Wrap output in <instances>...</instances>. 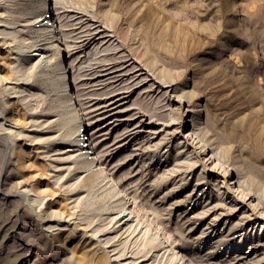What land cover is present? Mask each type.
<instances>
[{
    "label": "rangeland",
    "instance_id": "obj_1",
    "mask_svg": "<svg viewBox=\"0 0 264 264\" xmlns=\"http://www.w3.org/2000/svg\"><path fill=\"white\" fill-rule=\"evenodd\" d=\"M26 5L0 0V264H106L112 254L111 264H174L179 252L192 264H264V0H58L76 100L138 213L125 228L113 226L111 201L101 207L106 180L90 189L60 160L71 139L46 74L30 57L10 67L37 39L12 19ZM223 176L231 187L241 176L245 198L217 192ZM157 235L166 239L155 249ZM97 241L108 246L92 254Z\"/></svg>",
    "mask_w": 264,
    "mask_h": 264
},
{
    "label": "bare ground",
    "instance_id": "obj_2",
    "mask_svg": "<svg viewBox=\"0 0 264 264\" xmlns=\"http://www.w3.org/2000/svg\"><path fill=\"white\" fill-rule=\"evenodd\" d=\"M58 0H27V5H26V9L28 10L27 15L22 13L19 9L16 11V15L21 16V15H25V18L23 20H18L17 17H13L12 19L14 20V22H26L29 24L30 27L33 28L35 34H36V40H33L32 43L30 45L27 46V50L24 51L22 58L17 57V55H14L10 58L11 63L13 65H11L10 67L15 70L18 69V67L23 64V62L25 61L26 58L30 57L32 58L35 62L33 63V65L31 67L39 69L40 73H45L46 74V81H50V88H52L55 92V100H53L54 105L51 108V111L54 112H58V116L59 119L62 120L61 125H66V131L64 133V135L62 136V139H71V145L68 146L67 150H64L62 153H65V156L63 158H61L60 160L69 163V165L67 166L68 169L73 168L74 170H76L78 173H80V177L82 179V181L90 187V189H93L95 187H98V184L104 180H106V183H104V185H101V187H104L102 191H100L99 193V200L101 207H104V205L111 201V212L110 214H112V217L110 220H112V222L114 223V225L117 224V226L115 227H119L121 226V228H125V225H129L128 227H130L132 225V223L137 219H138V213L135 210V206L133 205V202H130V199L127 196V193L125 190L121 189L120 186L118 185V183L114 180L113 177H111L107 172H106V166L102 163H96L95 160H93V165L95 167H91L90 163L85 159V157L82 154V147L84 145H87V139L88 137H92L93 132L91 129L88 128L89 124L87 123V119L85 118L84 113L82 112L81 107H79V103L76 100V95L74 92V86H73V80H72V76H70V68L68 66V63H65L64 60V52H66V50H64V48L62 47L64 45V42L62 41L60 32L58 30V22H57V17L55 15L54 10L56 9V5H57ZM53 5V6H52ZM1 14H0V18H1ZM4 18V15L3 17ZM11 23L9 21H4V23ZM14 25V24H13ZM101 31V30H100ZM99 32V31H98ZM1 34H5L4 31L0 32ZM104 33V32H103ZM102 33V34H103ZM95 34V32H94ZM101 34V35H102ZM104 35V34H103ZM102 35V36H103ZM108 36V35H107ZM99 37V36H98ZM89 39V38H88ZM24 41V40H23ZM91 42V41H90ZM106 43V42H105ZM84 44V43H83ZM82 44V45H83ZM93 44V43H92ZM79 46H81L79 44ZM78 47V46H77ZM90 47V46H89ZM88 47V48H89ZM84 48V47H83ZM10 50V49H9ZM82 50V49H81ZM12 51V50H11ZM79 51V50H78ZM28 52V53H27ZM83 52V51H82ZM12 54V53H11ZM14 54V53H13ZM16 54V53H15ZM95 54V53H94ZM129 56V55H128ZM127 56V57H128ZM126 57V58H127ZM118 58V57H117ZM117 58H114V60ZM119 59V58H118ZM121 59V57H120ZM119 59V60H120ZM122 59H124V57H122ZM121 59V60H122ZM16 62H18L17 64H15ZM113 61H111L112 63ZM127 62V61H126ZM124 63V61H123ZM128 63V62H127ZM107 64V63H106ZM110 64V63H109ZM114 64V62H113ZM24 65V64H23ZM117 65V64H116ZM122 65V64H120ZM101 67V66H100ZM106 67V66H105ZM108 67V66H107ZM110 67V66H109ZM108 67V69H109ZM118 68H120L119 66H117ZM25 68V67H24ZM103 68V67H102ZM101 68V69H102ZM127 68V67H126ZM114 68H112L113 70ZM135 69V68H134ZM140 69V68H139ZM105 70V68H104ZM117 70V68H116ZM126 70V69H125ZM129 70H133L131 69H127V72ZM16 71V70H15ZM100 71V70H99ZM109 71V70H108ZM139 70H134L133 72H137ZM115 72V71H114ZM123 72V71H122ZM109 73H113L110 72ZM108 73V75H109ZM121 73V72H120ZM126 73V72H125ZM132 73V72H131ZM142 73V71H141ZM100 74V73H98ZM105 74V73H104ZM119 74V73H118ZM136 74V73H135ZM134 74V77H135ZM122 75V73H121ZM126 75V74H124ZM123 75V76H124ZM137 75H141L139 73H137ZM99 76V75H98ZM111 76V75H110ZM132 76V75H131ZM130 76V78H131ZM138 76V77H139ZM116 77V76H115ZM137 77V76H136ZM128 79L126 81H130L129 77H127ZM141 78V77H140ZM142 78H146L145 76ZM111 79V78H110ZM109 79V80H110ZM120 79V78H119ZM124 79V78H123ZM122 79V80H123ZM133 79V78H132ZM105 80V79H104ZM112 80H113V75H112ZM115 80V78H114ZM139 80V79H138ZM137 80V81H138ZM145 80V79H142ZM141 79L138 81L141 82ZM100 81V80H99ZM103 81V79H102ZM135 81V83L137 82ZM146 81V80H145ZM106 82V81H105ZM110 82V81H109ZM115 83V82H114ZM117 83V82H116ZM125 83V81H124ZM127 83V82H126ZM125 83V85H126ZM166 82H164L165 84ZM123 84V83H122ZM114 85V84H113ZM121 86V83L119 84ZM142 85V84H141ZM140 85V86H141ZM163 85V82H162ZM119 86V87H120ZM127 86V85H126ZM124 86V87H126ZM132 86V84L130 85V87ZM133 86H134V81H133ZM112 87V85H111ZM114 87V86H113ZM118 87V86H117ZM118 87V88H119ZM123 87V88H124ZM137 87V86H136ZM122 88V90H123ZM116 90V88H115ZM125 90V89H124ZM128 90V88H127ZM117 92L119 90H116ZM126 91V90H125ZM124 91V92H125ZM167 92V91H165ZM164 92V93H165ZM122 93V91H121ZM123 96V95H122ZM182 99V97L184 98V95H179ZM178 96V97H179ZM121 97V95H120ZM135 109V108H134ZM197 108L194 107L193 111L194 113H196ZM143 114V112H141ZM142 114H140L139 116H137L138 118L140 116H142ZM145 114V113H144ZM135 116V114H133ZM132 115V116H133ZM146 115V114H145ZM133 116V117H134ZM131 117V116H130ZM130 118V120H135L137 117L135 118ZM142 119V118H141ZM193 125L196 128L197 127V121H198V117L194 116L193 117ZM193 128L192 133L190 134L191 139H193V135H197V137L199 136L198 133V129ZM136 129V128H135ZM156 133V132H153ZM20 134V133H18ZM152 134V133H151ZM202 140V139H201ZM188 141V139H186L184 141V143ZM130 144V143H129ZM208 143L203 144V148H205L207 146ZM126 145V144H125ZM158 145V144H157ZM155 145V147L157 146ZM161 145V144H160ZM159 147V146H158ZM193 150L195 149L194 146ZM48 148V147H47ZM95 148V145H94ZM160 148V147H159ZM59 150V149H57ZM43 152L42 150L38 149L37 153H41ZM211 152V157L213 158L215 157L216 153H212V148L207 149V155ZM218 159V158H217ZM199 159H197V161H195L194 163L191 162L192 164H195L196 162H198ZM180 164V163H179ZM191 164V166L193 167V165ZM218 164V163H216ZM190 166V167H191ZM217 166V165H215ZM215 166H213L215 168ZM222 166V165H221ZM212 167V168H213ZM220 167V166H218ZM202 168L204 170H206L205 166H202ZM226 171V170H224ZM211 173H214V170L211 169L210 170ZM218 175H220L218 173ZM238 175V174H237ZM101 177H103L102 179H100ZM239 177V176H238ZM241 177V176H240ZM239 177V178H240ZM223 181H218L217 185L224 184L225 186H218L217 188V192H219L221 190V188H225V191L223 192H219L222 196H224L225 192H226V198L230 197V194L233 195L234 193H237V191L239 190V194H241V197L245 198L246 195V191L245 194L242 192V190H244L245 187L247 186H243V189H241L240 187H242L241 185L244 184V177L241 179H237L235 182H233L234 187L230 186V184H226L225 182V177L223 176ZM183 180V179H182ZM242 183V184H241ZM113 185V187L111 186ZM247 185V184H245ZM159 186V185H157ZM249 186V185H248ZM236 188V189H235ZM235 189V190H234ZM247 190V188H245ZM250 189V187L248 188V190ZM252 190V189H251ZM198 191V190H197ZM253 191V190H252ZM251 191H247V195L250 194ZM116 194H120L123 197V199H125L124 202H121V200L119 198H117V200H112ZM169 194V193H168ZM203 194V192H202ZM238 194V195H239ZM254 197L257 196V194H253ZM234 201L240 202L238 199H234L235 197H237V195L234 194V196H232ZM259 197V195H258ZM164 198V197H163ZM257 198V197H256ZM229 199V198H228ZM240 199V198H239ZM260 199V197H259ZM125 204L127 206H125ZM234 204V203H233ZM232 204V205H233ZM258 204H254L255 206ZM219 205V204H218ZM218 205H215L214 207L216 208ZM231 205V204H230ZM231 205V206H232ZM213 207V208H214ZM234 207V205H233ZM237 207V206H235ZM234 207V208H235ZM214 208V209H215ZM256 208V207H255ZM254 208V209H255ZM219 209V207H218ZM233 209V208H232ZM210 209H205V211L203 212V214L206 215V213L209 211ZM214 212V211H213ZM55 213V212H53ZM222 214L219 215H215V219L213 218L212 220H216L221 216ZM222 219V218H221ZM220 219V220H221ZM212 221V222H213ZM207 224V223H206ZM210 224V223H208ZM212 225V224H211ZM237 225V224H236ZM209 226V225H207ZM233 227H237L234 226ZM232 226L230 227V231L233 228ZM75 228V226H74ZM120 228V227H119ZM206 228V227H205ZM209 227H207L208 230ZM118 229V228H117ZM129 229V228H128ZM125 230V229H124ZM86 234V233H83ZM94 233H92L90 236L92 238V235ZM95 235V234H94ZM89 236V238H90ZM94 237V236H93ZM164 239H166L164 236L160 237L159 235L151 238L149 240V243H153L154 241L159 243L157 245H153L152 248L157 249L160 245L164 244ZM98 244H96V246H93L91 248V250L93 252H91L92 254L95 253L97 251V248H105L108 241L103 242V244H101V241H97ZM165 247L167 249H165V251H169L172 252L174 251V246L170 243V244H165ZM256 247V246H255ZM262 250V249H261ZM103 251V250H102ZM156 251V250H154ZM154 253V252H152ZM151 253V254H152ZM113 255V254H112ZM112 255H109L106 258V264H111L113 262H118V256L115 257H111ZM115 255V254H114ZM147 257V256H146ZM147 259V258H146ZM145 260V259H144ZM174 264H192L188 258V255L185 253V257H184V252H179L176 255H174ZM132 261V260H131ZM131 261H127L126 263H122V264H139V262H131ZM143 261V260H141ZM140 261V262H141ZM120 264V263H119Z\"/></svg>",
    "mask_w": 264,
    "mask_h": 264
},
{
    "label": "built area",
    "instance_id": "obj_3",
    "mask_svg": "<svg viewBox=\"0 0 264 264\" xmlns=\"http://www.w3.org/2000/svg\"><path fill=\"white\" fill-rule=\"evenodd\" d=\"M86 142L87 145H84L82 147V154L85 157V159L90 163V166L93 168L95 167L93 165V160H95L96 163H101V159L94 148L93 139L91 137H88Z\"/></svg>",
    "mask_w": 264,
    "mask_h": 264
}]
</instances>
